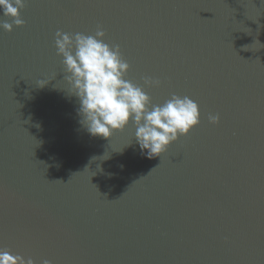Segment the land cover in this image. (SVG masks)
Listing matches in <instances>:
<instances>
[{"label": "water", "instance_id": "1", "mask_svg": "<svg viewBox=\"0 0 264 264\" xmlns=\"http://www.w3.org/2000/svg\"><path fill=\"white\" fill-rule=\"evenodd\" d=\"M20 17L0 30V248L35 264H264V0H27ZM98 27L126 79L160 81L151 104L198 105L161 156L141 155L131 123L110 139L78 123L55 36Z\"/></svg>", "mask_w": 264, "mask_h": 264}, {"label": "clouds", "instance_id": "2", "mask_svg": "<svg viewBox=\"0 0 264 264\" xmlns=\"http://www.w3.org/2000/svg\"><path fill=\"white\" fill-rule=\"evenodd\" d=\"M27 0H0V30L11 32L22 27L20 10ZM12 22H7L8 20ZM105 33L97 28L94 35L63 33L55 36L56 54L62 57L67 93L75 97L78 123L89 136L110 139L114 132L123 131L131 123L141 155L147 159L161 156L179 137L199 124L198 105L188 96L173 94L163 104H151L145 88H158V79L144 78L143 87L126 79L129 64L118 45L104 41ZM47 82L38 81L39 87ZM208 122L216 125L218 115H209ZM0 264H35L0 248ZM40 264H50L42 260Z\"/></svg>", "mask_w": 264, "mask_h": 264}]
</instances>
